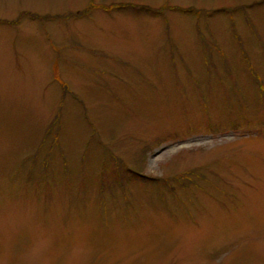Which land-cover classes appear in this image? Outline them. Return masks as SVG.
<instances>
[{"label":"rangeland","instance_id":"1","mask_svg":"<svg viewBox=\"0 0 264 264\" xmlns=\"http://www.w3.org/2000/svg\"><path fill=\"white\" fill-rule=\"evenodd\" d=\"M0 264H264V0H0Z\"/></svg>","mask_w":264,"mask_h":264}]
</instances>
